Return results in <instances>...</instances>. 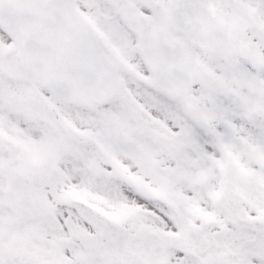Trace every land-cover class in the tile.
I'll use <instances>...</instances> for the list:
<instances>
[{"label":"snow or ice","instance_id":"6c2138e0","mask_svg":"<svg viewBox=\"0 0 264 264\" xmlns=\"http://www.w3.org/2000/svg\"><path fill=\"white\" fill-rule=\"evenodd\" d=\"M0 264H264V0H0Z\"/></svg>","mask_w":264,"mask_h":264}]
</instances>
